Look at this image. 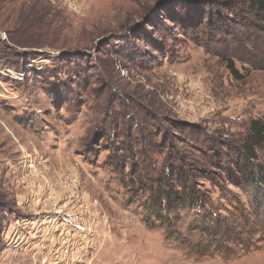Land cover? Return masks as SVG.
<instances>
[{
	"label": "rangeland",
	"instance_id": "374dc122",
	"mask_svg": "<svg viewBox=\"0 0 264 264\" xmlns=\"http://www.w3.org/2000/svg\"><path fill=\"white\" fill-rule=\"evenodd\" d=\"M242 1L0 0V264H264V186L226 172L264 120ZM180 159L209 202L168 224L147 188Z\"/></svg>",
	"mask_w": 264,
	"mask_h": 264
},
{
	"label": "trees",
	"instance_id": "16d2710c",
	"mask_svg": "<svg viewBox=\"0 0 264 264\" xmlns=\"http://www.w3.org/2000/svg\"><path fill=\"white\" fill-rule=\"evenodd\" d=\"M241 3L255 15L256 20L264 24V0H243ZM259 29L264 34V27H259ZM224 60L227 69L235 80L245 79V75L240 72L233 60L227 57H224ZM260 67L264 68V64H261ZM234 152L235 156L230 152L226 154V167H231L227 168L228 171L226 172L231 171L233 174L238 171L236 174L240 176V179L257 190L258 187L264 186V170L262 166L261 168L258 165L255 166L261 158L259 153L264 155L263 119L258 118L250 122L246 140ZM140 165H143V162L140 161ZM138 168L139 166L135 163L131 165V170H134V173L139 172ZM142 170L144 172L145 168ZM200 170L194 163L182 159L179 160L178 164H171L167 169H164L163 173L150 179L151 183L155 185L147 188L150 197L145 202L146 208L153 210L159 220L168 224L171 223L168 217L172 215L174 219H177L175 216L181 210L206 208L209 202L207 195L196 189L195 177L200 174ZM140 178L141 175L138 176V179ZM238 180L239 178L233 179L232 183L240 184ZM253 195V210L257 209L256 211L264 215V195L260 192H254Z\"/></svg>",
	"mask_w": 264,
	"mask_h": 264
}]
</instances>
